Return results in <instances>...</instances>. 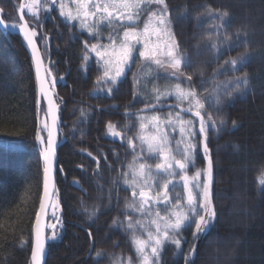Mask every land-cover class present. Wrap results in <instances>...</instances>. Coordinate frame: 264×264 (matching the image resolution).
I'll return each mask as SVG.
<instances>
[{
    "label": "trees",
    "instance_id": "obj_1",
    "mask_svg": "<svg viewBox=\"0 0 264 264\" xmlns=\"http://www.w3.org/2000/svg\"><path fill=\"white\" fill-rule=\"evenodd\" d=\"M165 3L174 38L186 57L182 71L192 77L201 97H214L217 84L235 77L248 79L242 94L225 96L219 110L214 103L207 107L213 120L224 121L218 134L209 132L208 144L217 219L214 229L198 242L195 264H264V0ZM20 4L21 0H0L7 22H19ZM54 15L49 26H37V40L40 47L43 44L41 50L56 84V89L52 88L60 105L62 132L54 199L63 230L59 241H48L47 264H128V258L134 257L131 240L141 229L126 232L111 226L114 219L124 221L127 216L146 221V215L127 208L139 202L130 183L132 173L140 163L154 170L163 161L139 159L142 148L147 150L140 140L141 125L144 118L153 114L162 118L171 108L151 110L156 99L148 92L136 99L135 68L127 71L118 91L100 92L115 86L97 82L103 76L102 63L84 49V41L90 45L94 39L78 22L65 23L56 8ZM239 57H245L246 62L238 63L237 70L218 72L225 62ZM160 102L183 106L174 97ZM42 108L40 113L38 81L27 45L21 36L0 26V264H31L34 225L44 189V147L35 139L47 117L45 103ZM102 108L107 111H100ZM184 118L191 116L184 114ZM109 123L115 126L111 132L119 134L115 139L107 129ZM130 140L135 150L129 146ZM206 163L198 157L188 175L205 168ZM152 174L156 176L155 171ZM172 179L179 176H159L158 182ZM177 193L183 194L182 187L169 192L170 196ZM95 210L98 215L90 219ZM158 211L165 215L162 206ZM193 230L182 233L187 238L183 255L193 244ZM97 250H102V257L96 256ZM158 264H183V260L174 246H167Z\"/></svg>",
    "mask_w": 264,
    "mask_h": 264
},
{
    "label": "snow or ice",
    "instance_id": "obj_2",
    "mask_svg": "<svg viewBox=\"0 0 264 264\" xmlns=\"http://www.w3.org/2000/svg\"><path fill=\"white\" fill-rule=\"evenodd\" d=\"M51 4L52 11H55L56 0H48ZM155 5L156 10H147ZM162 6V7H161ZM22 9L27 7L28 12L31 13L35 20L36 26H40L43 21L39 19V10L42 7L40 0H32L28 5H22ZM78 9H83L81 15L78 11L76 16L72 13L64 11V5H61L59 15L63 18L64 22L79 21V27L87 30L90 39H95L100 36V28L104 25H108L113 28V32L109 34L108 40L112 42V46L115 47V40L118 38L119 43V56L118 61L113 65L112 61L104 58V54L99 51L100 48H104L103 44H92L89 49L88 41H84L85 52L95 53L102 61L103 76L98 77V83H111L115 87L108 88L107 92L118 91V85L121 83L127 75V71L130 70L131 64L135 61L137 55L146 64H154L158 68L167 70L170 68L172 71L166 74L177 80H186L189 89L183 90L180 85L175 86L174 92H167L162 94L165 97L175 95L177 100L181 102H187L188 108H181L176 112L173 118L169 113V118L164 122L165 127L171 126L175 131L177 124L179 125L180 139L176 141L175 148L170 147L171 141L168 138V133L162 132L159 136H153L147 141L146 152L142 148V155L139 159H162V163H157L155 169L146 164L140 163L139 170L132 173L133 187H139L138 181H143L145 186L159 187L162 189L161 194L157 193L155 199L145 193L143 190L139 192V202L127 205V208L133 212L141 215H151L150 205L155 203L158 207L162 206L166 210V215L161 216L159 211H156V218L150 221V226L153 230L149 229V225H145L140 220H134L132 216H127L124 221L114 219L112 228L119 229L124 228L126 232H135L136 229L147 230V239H141L133 237L131 240V246L134 248V257L128 258V264H157L158 258L162 254V250L167 246H174L176 249V255H181L183 264H195L197 255V245L199 240L204 238L215 227L217 213L213 205V160L210 155V149L208 144L210 142L209 132L215 131L217 134L223 129L224 121L217 123L212 119L210 113L207 112V107H211L213 103L217 110L220 109L225 96L231 98L233 95L242 94V88L248 84L247 77H235L232 80L225 81L216 85L215 96H203L201 97L196 91V87L192 82V77H185L182 72V66H185L187 61L184 54L180 51L178 42L174 39V33L171 31V19L167 14L168 6L165 0H78ZM111 9V10H110ZM123 9V11H120ZM45 12L50 16V12L45 8ZM147 15V19L144 20V26L142 29L137 25L141 22L142 17ZM211 15V13H210ZM225 16H221L223 21ZM89 17L93 18L91 24L86 23ZM23 19V16H21ZM123 26L122 36L119 35L120 27ZM16 27V25H12ZM19 30L23 32L25 39L29 45L33 48L34 59L36 60V71L39 77V73L42 66V59L37 54L34 37L37 36L35 28H29L28 23H22L19 25ZM156 37L157 41L163 40L167 47L166 52H162L159 44L153 45L151 38ZM215 47V46H214ZM158 55H163L166 60H161ZM86 63L89 60L88 55L84 56ZM246 62L245 57H239L231 61L225 62L220 71H235L237 70L238 63L243 65ZM54 63V62H52ZM231 65V68L228 67ZM114 70V75H110ZM46 74L51 73V69H45ZM62 79V77H61ZM46 78L41 79L40 92L42 95L46 94L44 83ZM49 83H55V80ZM203 83V82H202ZM232 89V91H229ZM116 107V106H110ZM164 107L176 108V105H164L160 102V96H157L156 103L151 105V110L163 109ZM193 109L195 111L193 112ZM100 111H107L102 108ZM41 111H44L41 108ZM48 115H53V104L51 99L48 101V108L46 110ZM181 112H186L191 116L189 120H182ZM153 121H158V117H152ZM56 117L53 115V123L55 124ZM115 126L111 123L107 125V129L111 130ZM143 127V125H141ZM235 128V122L233 124ZM47 130L48 136L46 144L43 148V159L45 162L44 172V189L43 197L49 200L51 203V193L48 189L49 173L52 170V161L55 156V147L57 141L53 139L52 131L47 123L41 126L40 131H37L36 141L41 145L45 143V138L41 135V131ZM111 135L115 139L119 134L111 132ZM141 143L145 141L144 137H140ZM129 146L135 150V145L132 141H128ZM167 149V155H164ZM179 152L180 159H176L175 153ZM91 155V153H89ZM206 159V167L203 169H197L195 173L189 177L188 170L190 167L195 166L197 158ZM106 160L107 157H104ZM110 167V166H109ZM132 166L130 165V168ZM62 171V169H60ZM99 171V165L97 173ZM155 171L156 176L152 178V184H148V178L151 173ZM159 176H171L179 179L166 180L163 184H159ZM203 177V179H201ZM127 183V181H126ZM182 187L183 194L177 193L175 196H170L169 192L174 187ZM136 193L133 192V198ZM175 200V204H173ZM49 205L45 204V200L42 198L40 201L39 211L36 214V240L31 249V264H46V239L47 241H56L59 239V234L53 232L50 237L42 238L40 218L46 212ZM111 207V202L109 208ZM87 211V209H84ZM99 210H95L90 214V219L93 216H97ZM55 215V213H53ZM52 227H55L53 225ZM191 233L193 244L189 249L187 255H183V245L187 243V238L182 233L187 229H193ZM91 237L92 233H87ZM90 251L94 247V243L90 244ZM150 249V251H149ZM97 257H102V250H97Z\"/></svg>",
    "mask_w": 264,
    "mask_h": 264
},
{
    "label": "rangeland",
    "instance_id": "obj_3",
    "mask_svg": "<svg viewBox=\"0 0 264 264\" xmlns=\"http://www.w3.org/2000/svg\"><path fill=\"white\" fill-rule=\"evenodd\" d=\"M31 2H32V0H30V3ZM77 2H78V0H58L56 5H55L56 6L55 8L60 13L61 5L63 4L65 12L70 11L73 16H76L78 11H79L80 14L82 15L83 9L82 8L78 9ZM109 2H110V0H109ZM40 3L42 5V7L39 10V19H41L43 21V18L46 15L45 8L49 9L51 4L48 3V0H40ZM147 10H156L155 5H153L151 7V9H147ZM120 11H123V9H120ZM167 14H168V11H167ZM26 17L31 19V21L35 22L31 13L28 12V9L26 10ZM146 19H147V15L145 13V15L142 17L141 22L137 25V27L142 29L144 26V20H146ZM76 22L80 23L78 20ZM85 22L91 24L93 22V18L89 17L88 20ZM171 31H172V28H171ZM112 32H113L112 27H109L108 25H104L103 27L100 28V36L95 38L94 43H92V44H103L105 47L100 48L99 51L104 54L105 59L111 60L113 65H115L118 61L120 40L117 38L115 40V47H113L112 42L108 40V36ZM122 32H123V26H121L120 30H119L120 36H122ZM36 38H37V36H36ZM151 43L153 45L159 44L162 52L167 51V47L164 44L163 40L157 41L156 37L153 36L151 38ZM92 44L89 45V49H90V46ZM42 48H44L43 44L41 46V49ZM93 54L95 55V53H93ZM97 58L99 59V57H97ZM157 58H159L161 60H166V58L163 55H158ZM100 62L102 63V61H100ZM131 68H135L133 79H134V87H135V91H136V99L137 100L138 99L140 100L142 95L146 92H148L156 100H157L158 95L160 96V99L168 98V97H174L177 100L175 95L165 97L162 94L167 93V92H174L175 86L177 84H179L180 88L183 90L189 89V85H188L186 80H177V79L172 78L170 75L166 74V71H167V73H170L172 71L170 68L165 70L162 68H158L154 64H146L145 62L142 61V59L138 55H137L135 61L131 64ZM110 75H114V70L112 73H110ZM107 84H109V83H107ZM108 88H110V87L107 86L106 88L100 89V92H107ZM177 101L179 103H181L183 106L180 107V106L176 105L177 106L176 108H171V115H173L172 116L173 118L175 117L176 112L179 111L181 108H188L189 107L187 102H181L179 100H177ZM173 105H175V104H173ZM194 111H195V109H193V112ZM184 114H188V113L181 112L182 120H185ZM152 117H158L159 120L153 121ZM46 118L47 117L43 118L42 125L44 123H47ZM162 118L167 120L169 118V113L163 114ZM162 118L158 114H153V115L149 116L148 118L143 119L142 137L145 138L144 143H146V145H147L148 139H150L153 136H159L162 132L168 133L167 132V129H168V131H169L168 138H171L172 143L176 146V141L180 139V135H181L179 132V125H178V127H176V130L173 131L171 126L165 127V123H164ZM149 126L152 129H154L155 131L150 132L148 130L150 128ZM47 133H48L47 130H44L41 132V135L45 138V143L43 144V147H46ZM178 154L180 155V153H178ZM164 155H167V149L165 150ZM179 158H181V155L179 156ZM138 170H137V172H138ZM151 177H153L152 173H151V176L148 178V184L149 185H151L153 183ZM133 179H134V177H133ZM133 179H131V181H130L131 187H132V189L136 190L138 192V194L141 190H143L145 193H147L148 195L153 197V199H155V197L157 196V192H158L161 194V198H162V189H161V191H158V189H159L158 187L145 186L143 181H138L137 183L139 184V187L134 188L133 187ZM149 207L151 209L152 214L146 215V218H147L146 221H141V222L144 223L145 225H149V229H147V230H153L154 231L152 226H150V221L156 218L155 213H156V211H158V206L155 203H153ZM53 213H55V215H53ZM160 214H162V213H160ZM165 215H166V210H165ZM53 225H55V227H52ZM48 229H49V236L48 237H50L53 232L58 233L59 237H60L56 241H50V242H57L61 239L62 230H63V221H62L61 215L59 214L57 199H54L53 203H52V207H51V211H50V215H49V221H48ZM147 230H141L140 234L136 237L141 238V239H147ZM149 251H150V249H149ZM158 262H159V258L157 260V264H158ZM137 264H139V262Z\"/></svg>",
    "mask_w": 264,
    "mask_h": 264
},
{
    "label": "water",
    "instance_id": "obj_4",
    "mask_svg": "<svg viewBox=\"0 0 264 264\" xmlns=\"http://www.w3.org/2000/svg\"><path fill=\"white\" fill-rule=\"evenodd\" d=\"M30 3V0H22L21 1V5L20 8L18 10V16H19V22L18 23H10L7 22L3 15L4 12L2 11V9L0 8V26L2 28H4L5 30H7L10 33L13 34H17L19 36H21V38L23 39V41L25 42V44L27 45L32 59H33V63H34V67H35V72H36V76H37V81H38V97H39V105H40V113H41V108L43 106V104L45 103L46 105V110L48 108V101L49 99H51L52 104H53V115L56 117V122L55 124L53 123V115H48L47 114V123L49 125V128L52 131V135H53V139L55 141H57V146L55 147V156L53 158L52 161V170L49 173V183H48V189L49 192L51 193V203H49V200L47 198H44L42 195V198L45 200V204L49 205L48 208L46 209V212L43 216H41L40 218V226H41V235L42 238H47L48 237V221H49V215H50V211H51V207H52V203L53 200L56 196V192H57V169H58V157H59V148H60V143L62 140V132H61V110H60V105L57 101L55 92L52 88V85L54 87V89H56V84L55 83H49L50 81H53L54 78L52 76V74H46L45 73V69H50L49 65L47 64V62L45 61L43 52L41 50V47L38 43V40L36 37H34V41H35V45L36 48L38 49V55L41 57L42 59V66H41V70L39 73V77L37 75V71H36V60L34 59V55H33V48L31 45H29L28 41L25 39L23 32H21L19 30V25L22 23L27 22L29 28L31 29V25L28 21V19L26 18V10L27 7H24L22 9V5H28ZM21 16H23V19H21ZM12 25H16V27H12ZM49 59L51 60V52H50V57ZM42 78H46V81L49 82H45L44 83V88L46 89V94L42 95L40 92V87H41V79ZM47 113V112H46ZM48 136V133H47ZM47 146V144H46ZM35 240H36V222L34 225V232H33V246L35 244ZM46 257H45V262L47 264V258H48V241L46 239Z\"/></svg>",
    "mask_w": 264,
    "mask_h": 264
},
{
    "label": "flooded vegetation",
    "instance_id": "obj_5",
    "mask_svg": "<svg viewBox=\"0 0 264 264\" xmlns=\"http://www.w3.org/2000/svg\"><path fill=\"white\" fill-rule=\"evenodd\" d=\"M57 1L58 0H56V3H57ZM56 3H55V5H56ZM52 5L49 7V9H48V11L51 13L50 14V16L49 15H45L44 16V18H43V26L42 27H47V26H49L50 25V22H51V20L53 19L54 20V17H55V11H52L51 9H52ZM56 7V6H55ZM28 21H29V19H28ZM29 23H30V25H31V27L32 28H35V30H36V32H37V35H38V32H39V28L36 26V24H35V22H33V21H29ZM47 31V30H46ZM47 37H48V39H50V36H49V33L47 32Z\"/></svg>",
    "mask_w": 264,
    "mask_h": 264
}]
</instances>
